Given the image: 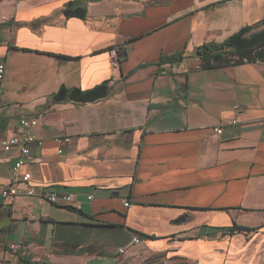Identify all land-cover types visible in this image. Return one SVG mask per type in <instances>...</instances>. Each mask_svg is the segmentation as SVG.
<instances>
[{"label": "crops", "instance_id": "crops-1", "mask_svg": "<svg viewBox=\"0 0 264 264\" xmlns=\"http://www.w3.org/2000/svg\"><path fill=\"white\" fill-rule=\"evenodd\" d=\"M262 20L264 0H0L1 135L35 119L22 172L77 206L3 198L18 153L0 151V264H264V62L195 55ZM102 83L100 101L49 102Z\"/></svg>", "mask_w": 264, "mask_h": 264}, {"label": "trees", "instance_id": "trees-1", "mask_svg": "<svg viewBox=\"0 0 264 264\" xmlns=\"http://www.w3.org/2000/svg\"><path fill=\"white\" fill-rule=\"evenodd\" d=\"M61 13L65 18L76 17L82 20L86 18L84 9H71V4L65 5ZM195 55L204 70L222 69L243 63L264 62V20L254 26L242 28L222 44L201 45L195 50ZM107 93V83H102L86 91L60 87L49 102L54 104L64 102L88 104L102 100L107 96ZM239 231H248V229L233 225L225 230V233L233 234Z\"/></svg>", "mask_w": 264, "mask_h": 264}, {"label": "built area", "instance_id": "built-area-1", "mask_svg": "<svg viewBox=\"0 0 264 264\" xmlns=\"http://www.w3.org/2000/svg\"><path fill=\"white\" fill-rule=\"evenodd\" d=\"M109 55L112 67L117 68L120 63V58L124 55V51L113 48L109 51ZM185 68L187 70L190 68L195 70L199 69L198 66L192 67L189 63H185ZM4 73V65L0 64V81L3 79ZM234 111L239 114L238 107H234ZM36 125L37 122L35 119L21 118L18 121L17 132L12 136L4 138L2 137L0 131V151L4 153L16 151L18 153V158L15 161L11 171L9 185L2 190V197L8 198L17 196H38L51 205L62 207H77L75 206V199L72 194H58L57 192L51 190H44L37 193L35 187L31 184L30 174L22 172V167L30 157V147H43V141L38 139L34 134L31 133V129L35 128ZM235 125H238V119L236 117L231 120L224 121L214 127L213 133L217 136H220L224 128ZM69 142V137H56L53 139V143L56 145L57 153L59 155L63 153V147L69 144ZM89 199H91V197ZM124 206L128 207L129 204L125 203ZM133 242L137 243L138 239H134ZM19 249L20 245L18 244H12L9 246V250L12 253H16ZM119 253L122 254L124 253V251L120 250Z\"/></svg>", "mask_w": 264, "mask_h": 264}]
</instances>
